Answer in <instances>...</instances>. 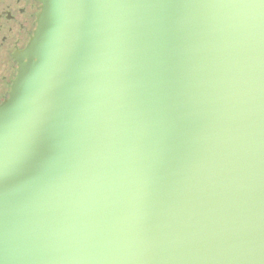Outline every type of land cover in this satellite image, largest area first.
<instances>
[{
    "label": "water",
    "instance_id": "1",
    "mask_svg": "<svg viewBox=\"0 0 264 264\" xmlns=\"http://www.w3.org/2000/svg\"><path fill=\"white\" fill-rule=\"evenodd\" d=\"M41 2L0 103V264H264V5Z\"/></svg>",
    "mask_w": 264,
    "mask_h": 264
},
{
    "label": "flooded vegetation",
    "instance_id": "2",
    "mask_svg": "<svg viewBox=\"0 0 264 264\" xmlns=\"http://www.w3.org/2000/svg\"><path fill=\"white\" fill-rule=\"evenodd\" d=\"M41 7V0H0V103L10 95L18 55L34 33Z\"/></svg>",
    "mask_w": 264,
    "mask_h": 264
},
{
    "label": "snow or ice",
    "instance_id": "3",
    "mask_svg": "<svg viewBox=\"0 0 264 264\" xmlns=\"http://www.w3.org/2000/svg\"><path fill=\"white\" fill-rule=\"evenodd\" d=\"M261 5H264V0H259Z\"/></svg>",
    "mask_w": 264,
    "mask_h": 264
}]
</instances>
